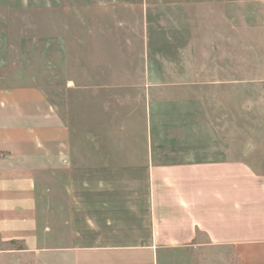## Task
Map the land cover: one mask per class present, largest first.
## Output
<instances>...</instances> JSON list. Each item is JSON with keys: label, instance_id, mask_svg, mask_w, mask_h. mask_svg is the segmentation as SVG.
I'll use <instances>...</instances> for the list:
<instances>
[{"label": "rangeland", "instance_id": "1", "mask_svg": "<svg viewBox=\"0 0 264 264\" xmlns=\"http://www.w3.org/2000/svg\"><path fill=\"white\" fill-rule=\"evenodd\" d=\"M2 5L0 67L16 70L14 79L45 86L73 119L85 115L82 129L88 130L91 107L98 132L106 124L115 138L122 126L123 139L141 142L152 125L157 149L168 158L242 160L264 174V0ZM104 105L111 106L107 115L101 113ZM11 247L0 240V264L49 262L4 251ZM222 256L211 262L226 264ZM236 257L228 262L238 264ZM169 261L195 259L174 255ZM246 263L264 264V252Z\"/></svg>", "mask_w": 264, "mask_h": 264}, {"label": "crops", "instance_id": "2", "mask_svg": "<svg viewBox=\"0 0 264 264\" xmlns=\"http://www.w3.org/2000/svg\"><path fill=\"white\" fill-rule=\"evenodd\" d=\"M15 76L0 67V240L14 246L4 251L48 264H215L218 254L247 264L264 252V174L249 163L168 158L152 125L141 142L122 126L114 138L91 107L82 129L84 114Z\"/></svg>", "mask_w": 264, "mask_h": 264}]
</instances>
